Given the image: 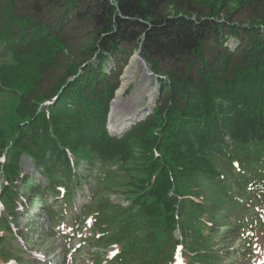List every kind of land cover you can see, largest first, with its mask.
<instances>
[{"label":"trees","instance_id":"1","mask_svg":"<svg viewBox=\"0 0 264 264\" xmlns=\"http://www.w3.org/2000/svg\"><path fill=\"white\" fill-rule=\"evenodd\" d=\"M230 1L0 0V264L39 262L21 184L54 264H264V0ZM137 49L163 91L113 137Z\"/></svg>","mask_w":264,"mask_h":264},{"label":"rangeland","instance_id":"2","mask_svg":"<svg viewBox=\"0 0 264 264\" xmlns=\"http://www.w3.org/2000/svg\"><path fill=\"white\" fill-rule=\"evenodd\" d=\"M229 4H231L232 8H235L236 3L233 0H231ZM137 50H139V49H137ZM136 51L134 53H136ZM134 53H133V55H134ZM141 54H142V50H141ZM132 56H130L127 65L129 64ZM5 59L8 60L9 58H5ZM0 62H2V59H0ZM127 65L124 67L123 72H122V74L120 76V84H121V77L124 75V70L127 67ZM136 67H137L136 68L137 72H135L132 75V77H131V79L129 81V85H128L127 89L125 90L124 94L121 96L122 98H125V97L129 96L130 92H132L131 98H130L131 101H129V103L132 104V105L129 106V108H127L126 106H128L129 104H125L124 108L122 110V111H126V113L129 116L133 113L131 111L134 108L147 107L148 102H149V95L150 94H154L155 85H156L155 79H152V83H151L152 85L151 86H149L148 82L143 80V79H149V77L145 78L143 76L144 72H142L141 63L137 64ZM140 78H143V79L141 80ZM159 81H160V79H159ZM120 84H119V87H120ZM116 91H115V93H116ZM162 91H163V88L161 90V94H162ZM114 97H115V94H114ZM15 100H16L15 95H13L11 93H8V92L1 93L0 94V110H2L4 112L5 109L11 104V102H13ZM9 108L11 109V106H9ZM113 123H114V120L110 124L112 125ZM113 129H116V128L113 127ZM116 130H118V129H116ZM27 171H28L27 172L28 175H30L31 177H33L35 179H38L39 175L35 172L34 166L32 164H29L27 166ZM24 187L25 186H23L21 184V189L20 190H21V192L23 194H25V200H24L25 205L24 204L21 205L22 213H23L24 216H22V214L20 213L17 225H18V229L23 231L26 235L28 234L27 238H26V240H27V245L26 246L32 247L33 249H36V247H37V249H39V250H36L34 252L35 256L39 259V262H37V264H47V263L48 264H54V263H58V262H64V261H62L63 257L56 255L61 250V247L58 246L57 244L64 243L62 238H58L57 241L55 242V244L52 245L53 247L57 246L54 252H50L49 251V249H48V248H50L49 245L43 246V247H41L38 244H37L38 246L35 245L36 244L35 238L39 237L40 232H39V225H35V226L33 225L34 220L37 219V217L34 216V213L35 212H39L41 214H44V213L42 212V209H41L42 203H40L39 198L36 197V196L30 195L29 188L26 187V189H24ZM212 192H214V190L210 191V189H208L207 194H210ZM26 204H27V209H28L29 212H27V210H25ZM39 219H40L39 222H41V223L44 222V218L43 219L39 218ZM32 230H35L36 233L33 234ZM33 236H35L34 239H32ZM31 240H34V242H31ZM74 241H76V239H74ZM37 242H39V241L37 240ZM78 256L79 255L77 253L76 257H78ZM78 263H80L79 260L75 261V264H78ZM66 264H72V259L71 258L68 259Z\"/></svg>","mask_w":264,"mask_h":264},{"label":"water","instance_id":"3","mask_svg":"<svg viewBox=\"0 0 264 264\" xmlns=\"http://www.w3.org/2000/svg\"><path fill=\"white\" fill-rule=\"evenodd\" d=\"M133 62H135V64H142V68H145L148 70V73L151 77V83H152V79H155L156 81V98H155V102L154 104L148 108L147 110L145 109V107H137L134 108L131 112L132 115H128L124 118H129L123 125L122 128H120L117 131H114L111 127V124L113 122V120L115 118H117L119 116V113L123 110L124 105L125 104H129L128 106H126L127 108H129V106H131L132 104L129 103L130 98H131V94L132 92H130L129 96L125 97V98H119L118 97V89L115 93V97L112 99L111 101V105H110V111H109V115H108V129L109 132L112 136L114 137H122L123 134L136 122L145 119L147 116H149L152 112L153 109L156 105V101L160 98L161 96V90L163 88V80H161L162 78H160V76L156 73H154L151 68H150V63L148 62V60L142 56L141 54V49L137 50L136 53H134V55L132 56L129 64L127 65V67L124 70V75L121 77V83L122 80L124 79V76L126 74V72L128 71V69L133 65ZM160 79V81H159ZM126 110V109H125Z\"/></svg>","mask_w":264,"mask_h":264},{"label":"bare ground","instance_id":"4","mask_svg":"<svg viewBox=\"0 0 264 264\" xmlns=\"http://www.w3.org/2000/svg\"><path fill=\"white\" fill-rule=\"evenodd\" d=\"M142 65V64H141ZM137 65L135 64V62H133V65L128 69V71L126 72L124 79L122 80V83L120 84V87L118 89V97L121 98V96L124 94L125 90L127 89L128 85H129V81L132 77V75L137 72ZM142 72H144V77L149 79H143L140 78L141 80L143 79L144 81L148 82L149 86H151V77L148 73V70L145 68H142ZM155 98H156V86H155V90H154V94H150L149 95V102L147 107H145V109L147 110L148 108H150L154 102H155ZM154 101V102H153ZM153 103V104H152ZM151 105V106H150ZM132 115V114H131ZM128 116V114L126 113V111H122L119 113V116L117 118L114 119V123L111 125L112 129L113 127L116 129H120L122 128V125L129 119V118H124ZM129 117V116H128ZM116 129H113L114 131H117Z\"/></svg>","mask_w":264,"mask_h":264}]
</instances>
